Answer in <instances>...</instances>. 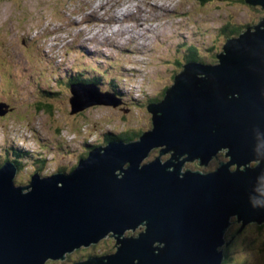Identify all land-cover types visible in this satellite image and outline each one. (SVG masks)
Here are the masks:
<instances>
[{"label": "water", "instance_id": "1", "mask_svg": "<svg viewBox=\"0 0 264 264\" xmlns=\"http://www.w3.org/2000/svg\"><path fill=\"white\" fill-rule=\"evenodd\" d=\"M223 48L217 64L183 65L147 106L152 128L138 139H111L69 172H36L26 185L15 184L13 162L0 165V264L64 259L107 235L117 251L74 264H222L233 216L264 223V17ZM83 89L114 96L72 84L71 113L92 103Z\"/></svg>", "mask_w": 264, "mask_h": 264}, {"label": "rangeland", "instance_id": "2", "mask_svg": "<svg viewBox=\"0 0 264 264\" xmlns=\"http://www.w3.org/2000/svg\"><path fill=\"white\" fill-rule=\"evenodd\" d=\"M263 17V7L244 0H0V100L12 107L0 115V164L22 160L15 184H28L36 171H70L89 145L151 129L147 106L163 99L173 76L192 61H185L184 43L197 46L200 61L217 64L229 36L224 29L256 25ZM71 76H98L99 90L116 95L83 89L81 100L92 103L72 114ZM118 97L116 106L93 103ZM231 220L227 231L238 228V234L226 264H264V224ZM115 243L107 235L45 264L113 253Z\"/></svg>", "mask_w": 264, "mask_h": 264}, {"label": "trees", "instance_id": "3", "mask_svg": "<svg viewBox=\"0 0 264 264\" xmlns=\"http://www.w3.org/2000/svg\"><path fill=\"white\" fill-rule=\"evenodd\" d=\"M208 0H199V2L201 3V4H204V3H206ZM245 26H243V27H234L233 29H231V30H228L227 31V29H230V27H226L225 29H224V32H228L227 33V35H229V36H227V37H234V36H237V35H239L240 34V32L241 31H243ZM230 33V34H229ZM187 49H188V51L187 52H185V54H186V57H185V61H190V60H198V61H200L201 59H200V56H198V50L195 48V47H193V46H190V47H187ZM205 63V62H204ZM181 65H182V63H181ZM74 78H75V80H74ZM74 78H72L70 81H69V83H71V82H77V81H79V82H94V81H92V79H83V78H81V77H78V76H76V77H74ZM81 78V79H80ZM93 80H95L96 81V83L98 84L99 82H98V77H96V78H94ZM163 94H165V91H164V93ZM50 106V105H49ZM141 135V132H138V133H123V134H121V135H113V136H111V137H109V138H111V139H120V140H124V141H130V140H134V139H136L137 137H139ZM95 145H91V147H94ZM90 150V149H89ZM88 150V151H89ZM88 151H87V153H88ZM15 154L16 155H21V154H18V152H15ZM221 156H223L224 155V153H221L220 154ZM5 160H8V158H6ZM16 161V163H17V165H19V167H20V165L22 164V162L21 161H19V160H15ZM72 168H74V166L72 167ZM71 168V169H72ZM263 225V224H262ZM262 225H259V226H262ZM238 228H236V229H229V231L227 232V237H228V239H232L233 237H235V234H238ZM233 242H234V240H233ZM225 254H226V257H225V260H224V262H223V264H226V263H228L229 261H230V257L228 256V248H225Z\"/></svg>", "mask_w": 264, "mask_h": 264}, {"label": "clouds", "instance_id": "4", "mask_svg": "<svg viewBox=\"0 0 264 264\" xmlns=\"http://www.w3.org/2000/svg\"><path fill=\"white\" fill-rule=\"evenodd\" d=\"M244 31V30H243ZM242 32V31H241ZM240 32V33H241ZM238 36V35H237ZM164 96H165V94H164ZM157 102V101H156ZM150 104V103H149ZM135 140V139H134ZM16 166H17V163H16V161L15 162H13ZM18 170H19V168H18ZM18 170H17V172H18ZM38 174H40V172L39 171H36ZM59 172V171H58ZM69 172V171H68ZM56 173V172H55ZM54 174V173H53ZM33 175V174H32ZM41 175V174H40ZM50 175H52V174H50ZM50 175H41V176H50ZM32 177V176H31ZM30 181H31V179H30ZM26 184V183H25ZM25 184H21V185H25ZM264 224V223H263ZM259 225H262V224H259ZM228 232V231H227ZM227 232H226V234H225V237H226V240H230V239H228V237H227ZM109 236V235H108ZM233 240H234V237L232 238ZM233 240H232V242H231V244L233 243ZM94 244H97V243H93V244H91V245H94ZM230 244V245H231ZM229 245V246H230ZM229 246H224V253H225V248H228ZM116 250H117V248H116ZM115 252V251H114ZM110 253H112V252H110ZM107 254H109V253H107ZM107 254H104V255H107ZM104 255H90L88 258H90V257H100V256H104ZM225 257H226V254H225ZM225 257H224V260H225ZM88 258H86V259H88ZM86 259H84V260H86ZM58 260H61V259H58ZM224 260H223V262H224ZM56 261V260H55ZM223 262H222V264H223Z\"/></svg>", "mask_w": 264, "mask_h": 264}, {"label": "bare ground", "instance_id": "5", "mask_svg": "<svg viewBox=\"0 0 264 264\" xmlns=\"http://www.w3.org/2000/svg\"><path fill=\"white\" fill-rule=\"evenodd\" d=\"M71 77H72V76H71ZM80 79H81V78H80ZM74 80H75V78H74ZM92 80H93V79H92ZM100 80H101V79H100ZM100 80H99V81H100ZM94 81H95V80H94ZM77 82H79V81H77ZM89 82H90V81H89ZM101 85H102V84H101ZM121 98H122V97H121ZM20 161H21V160H20ZM76 249H78V248H76ZM76 249H75V250H76ZM69 253H71V252H69ZM69 253L66 254V257L68 256ZM66 257H65V258H66ZM65 258H64V259H65ZM81 260H82V259L76 260V261L72 262V264H74L75 262L81 261Z\"/></svg>", "mask_w": 264, "mask_h": 264}, {"label": "flooded vegetation", "instance_id": "6", "mask_svg": "<svg viewBox=\"0 0 264 264\" xmlns=\"http://www.w3.org/2000/svg\"><path fill=\"white\" fill-rule=\"evenodd\" d=\"M12 112V111H11Z\"/></svg>", "mask_w": 264, "mask_h": 264}]
</instances>
